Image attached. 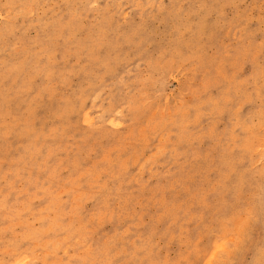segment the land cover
Segmentation results:
<instances>
[{"label":"rangeland","instance_id":"1","mask_svg":"<svg viewBox=\"0 0 264 264\" xmlns=\"http://www.w3.org/2000/svg\"><path fill=\"white\" fill-rule=\"evenodd\" d=\"M0 264H264V0H0Z\"/></svg>","mask_w":264,"mask_h":264},{"label":"snow or ice","instance_id":"2","mask_svg":"<svg viewBox=\"0 0 264 264\" xmlns=\"http://www.w3.org/2000/svg\"><path fill=\"white\" fill-rule=\"evenodd\" d=\"M217 239H218L217 246L221 248V250L226 249L231 246L229 240L227 239V234H225L224 236L218 237Z\"/></svg>","mask_w":264,"mask_h":264}]
</instances>
